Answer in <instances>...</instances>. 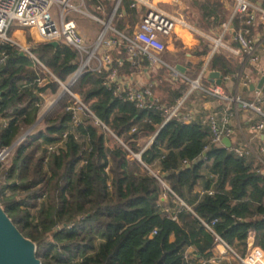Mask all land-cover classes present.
<instances>
[{
    "label": "trees",
    "instance_id": "trees-1",
    "mask_svg": "<svg viewBox=\"0 0 264 264\" xmlns=\"http://www.w3.org/2000/svg\"><path fill=\"white\" fill-rule=\"evenodd\" d=\"M196 3L219 10L218 0ZM19 32L23 44L30 32ZM30 52L47 73L0 44V149L36 122L42 104L37 94L57 93L58 82L65 83L79 64L77 53L62 44H40ZM117 52L122 56L124 46ZM230 67L220 53L209 62L222 75ZM160 70L158 86L147 88L151 103L167 109L189 84L172 82L168 69ZM105 78L103 70L86 71L71 88L101 126L84 114L72 127L69 99L62 96L0 165V206L35 244L40 264H186L189 247L199 259L209 257L212 238L202 223L213 220L212 231L237 256H243L249 233L264 252V176L246 159L211 144L200 121L182 123L175 116L164 122L154 106L136 109L112 97ZM62 135L61 146L48 153Z\"/></svg>",
    "mask_w": 264,
    "mask_h": 264
},
{
    "label": "built area",
    "instance_id": "built-area-1",
    "mask_svg": "<svg viewBox=\"0 0 264 264\" xmlns=\"http://www.w3.org/2000/svg\"><path fill=\"white\" fill-rule=\"evenodd\" d=\"M71 1L72 0H0V44H8L17 49L18 52H23V54L31 60L33 66L36 65L44 73H47V71L38 63L30 52L31 47L34 45L57 42L58 44L73 49L77 53L79 64L76 70L65 82V85H63L64 83L58 82L59 87L62 89V96L66 94L69 99L65 110L70 113V125L72 127H76L80 124V118L84 114L89 115L93 119V124L95 126H101L70 89L75 84L77 78L86 71L98 72L100 70H105L107 73L103 85L110 91L112 97L129 102L136 109H146L154 106V104L151 103L150 92L147 87L143 89H131L121 86L119 82H116V71L111 68L112 60L108 54V50L113 47L124 46L131 67H136V60L138 58H143L152 66H165L159 58V54L164 50L162 39L173 35V33L178 30H188L190 32L198 33L209 42L211 46L210 54L224 51L233 56L243 55L249 64L254 65L259 61V57L256 53L257 45L248 36L246 28L241 29L232 36L233 41L237 44V48L234 49L224 43L221 39L223 33L227 30V21H219L217 24L218 26H215V29L212 32H200L193 28L186 20L168 15L162 10L156 8L151 3V0H130V8L144 9V14L130 37L113 31L108 23L101 22L92 17L93 20L100 24L101 28L98 31L92 46L87 49L83 45L82 39L76 30L74 21L68 16L71 13H78L85 16L89 15L83 12L79 6L74 7L71 4ZM232 1L233 14L245 15V20L243 22L245 27L250 26L254 22L256 14L259 15V17H257L258 19L262 18L264 21V11L252 7L248 1ZM20 30H28L31 32V35L23 44L19 40ZM107 32H111L112 36L107 37ZM98 49H101L104 52L99 57L95 55ZM3 58V53H0V63L3 61ZM92 61L95 63L94 67L91 66ZM116 63L119 65L118 62ZM168 71L170 80L180 78L187 81L190 85L189 91L198 90L206 96L225 101L228 104H233L240 110L252 112L256 116V120L250 123V132L253 134L264 132V98L259 95V93H256L254 102L244 101L239 96L226 97L216 87L211 86L203 88L199 85L198 81L202 77V72H200L196 80L188 81L175 69L168 68ZM247 83L248 80L245 78L243 84L245 85ZM37 96L42 100V104L40 105L36 124L19 134L9 146L0 149V165L7 161L15 145L22 141V139L39 122L42 115L40 111L43 106L44 92L38 93ZM146 98H149L150 103L146 102ZM184 99L185 97L177 101L171 108L161 109L157 106H154V108L163 112L164 122L177 116V120L180 122L189 123L193 121V115L189 113H179V110L183 107ZM52 104H54V102ZM224 121L225 120H222V123ZM200 123L207 129L209 142L213 145L221 146V140L223 138L228 139L233 133L230 128L224 125H219L216 118L212 115L205 117ZM4 124L5 122H3V125ZM153 137L154 135L148 139V141L142 146L140 152L151 143ZM63 139L64 135H62V140L57 144L48 146L46 148L47 152L49 153L57 147H60ZM225 149L237 158L247 159L252 157L256 161H260L255 150H252L247 145H229ZM257 151L258 153H261L263 150L259 148ZM132 157L138 160L139 154L132 155ZM260 164L264 167L262 163ZM153 176L155 175L153 174ZM157 180L162 189L169 192L164 182L158 178ZM208 194H210V192H208ZM173 198L181 208L188 210L180 200L174 196ZM168 216L171 219H174V215L169 214ZM214 222L215 221L213 220L209 224L202 223V226L211 236L212 246L220 247L221 251L205 259L192 260L191 258L186 257V264H216L222 256L227 254L233 256L239 264H264V252L257 247L249 249L242 257L237 256L231 248L212 231L211 226Z\"/></svg>",
    "mask_w": 264,
    "mask_h": 264
},
{
    "label": "crops",
    "instance_id": "crops-1",
    "mask_svg": "<svg viewBox=\"0 0 264 264\" xmlns=\"http://www.w3.org/2000/svg\"><path fill=\"white\" fill-rule=\"evenodd\" d=\"M196 1L197 0H151V3L156 8L162 10L168 15L186 20L193 28L200 32H212L215 29V26H218L217 24L219 21H227V30L223 33L221 39L224 43L234 49L237 48V44L233 41L232 36L234 33L246 28L248 31V36L257 45L256 53L259 57L258 63L254 65L249 64L243 55L233 56L224 51L216 52L223 55L231 65V72L222 75L219 72L209 68V62L212 56L215 54H210L211 46L209 42L198 33L190 32L188 30H178L177 32L173 33V35L162 39L164 50L159 54V58L165 66H152L148 64L143 58H138L136 60V67H131V65L125 61V56H127V54H125L126 52H124L122 56H120V54L117 52L121 46H116L109 49L108 54L112 60L111 68L115 69L116 71V82H119L121 86L131 89H143L148 86L156 88L158 86L157 77L160 74V69H175L174 67L178 66L182 68L183 72L176 71L188 81L196 80L200 72H202V77L198 81L199 85L203 88L211 86L216 87L226 97L239 96L244 101L254 102L256 93H259V95L264 98L263 19H258L257 17H259V15L255 13L256 19L254 22L250 26L245 27L243 23L245 20L243 17L245 15L233 14L232 0H218L216 8H219V10L214 12L203 8L200 6V4H197ZM246 1H248L252 7H256L264 11L263 0ZM129 2L130 0L71 1V4L74 7L79 6L83 12L89 15L85 16L78 13H71L68 16L74 21L76 30L81 37L85 48L89 49L92 46L94 39L101 28L100 24L93 20L92 17L98 19L101 22L108 23L109 27L119 34L127 37L132 36L133 31L144 14V9L130 8ZM220 9H222L224 13H220ZM106 36L111 37L112 33L107 32ZM36 46L38 45H34L33 48ZM204 46L205 53H202L201 51L204 49ZM103 53V50L98 49L95 55L99 57ZM123 56L124 58H122ZM116 62H118L119 65ZM91 66H95L94 61L91 62ZM195 67H197V69H195ZM103 71L107 73L105 70ZM209 72L218 73L219 78L209 80ZM164 76L165 72L161 75V79H163ZM245 78L248 80V83L244 85L243 83ZM260 78H263V81L259 89L256 90L255 87ZM175 80L170 81L173 82ZM217 80H219L218 84H216ZM250 86H252V88H250ZM175 88L176 85L172 84L171 89ZM189 89L190 85L182 97H185L182 112L193 115V121H201L205 117L212 115L216 118L219 125H224L230 128L233 133L227 139L229 141V145H247L252 150H255L260 161L258 162L252 157L247 158L246 160L250 162L252 168H255L257 172L262 175L264 172V167L260 163L264 165V132L253 134L249 130L250 123L256 120V116L250 111L240 110L233 104H228L225 101L206 96L198 90L189 91ZM55 95L56 93L50 94L47 91H44L43 106L40 113H47V110H49L51 107L50 104L53 103L59 96L58 94L55 100L51 101ZM152 96L154 98L158 97L155 91L153 92ZM222 120L225 121L222 123ZM259 148L263 150L261 153H258L257 151ZM195 191L199 192V188L196 187ZM253 247H255L253 246V236L249 233L245 241L244 254ZM220 251V247L212 246L209 250V256L215 255ZM184 253L185 257L187 258L199 260V258L193 254L194 249L191 247L186 248ZM216 264L239 263L233 256L227 254L222 256Z\"/></svg>",
    "mask_w": 264,
    "mask_h": 264
},
{
    "label": "water",
    "instance_id": "water-1",
    "mask_svg": "<svg viewBox=\"0 0 264 264\" xmlns=\"http://www.w3.org/2000/svg\"><path fill=\"white\" fill-rule=\"evenodd\" d=\"M48 46L56 47L57 42H48ZM19 56H25L23 52L18 53ZM175 70L183 72L182 68L176 66ZM219 78L218 73L209 72L208 79L213 80ZM263 78H260L256 85V90L259 89ZM219 83L217 80L216 84ZM252 88V86H250ZM63 93L54 101V104L62 97ZM36 124V122L34 123ZM33 124V125H34ZM30 129V128H29ZM30 131V130H29ZM221 144L224 148L229 146V141L226 138L221 140ZM264 176V172L262 173ZM0 264H40L39 260L35 256V244L29 239L24 238L15 226L12 224L11 220L7 217L3 208L0 206Z\"/></svg>",
    "mask_w": 264,
    "mask_h": 264
},
{
    "label": "rangeland",
    "instance_id": "rangeland-1",
    "mask_svg": "<svg viewBox=\"0 0 264 264\" xmlns=\"http://www.w3.org/2000/svg\"><path fill=\"white\" fill-rule=\"evenodd\" d=\"M8 35H9V33H8ZM19 40H20V39H19ZM34 41H35V40H34ZM31 49H33V47H31ZM63 85H65V83H64ZM71 88H72V87H71ZM71 88H70V89H71ZM60 93H62V89L59 87L58 90H57L56 95L54 96L53 100H51V101H54L55 98H56V96H57L58 94H60ZM64 96L67 97L66 94H65ZM49 100H50V99H49ZM51 101H50V102H51ZM50 106H51V107L49 108V110H47V113H46L45 111H44L45 113H43V114L41 113L42 115H41V118L39 119V122L37 123V125H38V124L40 123V121H41V120H42V119H43V118H44V117L50 112V110L53 109V108L55 107V104H52V103H51ZM46 109H47V108H46ZM37 125H36V126H37Z\"/></svg>",
    "mask_w": 264,
    "mask_h": 264
},
{
    "label": "bare ground",
    "instance_id": "bare-ground-1",
    "mask_svg": "<svg viewBox=\"0 0 264 264\" xmlns=\"http://www.w3.org/2000/svg\"><path fill=\"white\" fill-rule=\"evenodd\" d=\"M20 31H26V32H30V31H28V30H20Z\"/></svg>",
    "mask_w": 264,
    "mask_h": 264
}]
</instances>
